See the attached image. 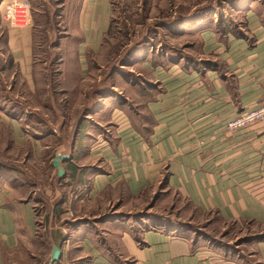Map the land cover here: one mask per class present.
<instances>
[{"label": "crops", "instance_id": "1", "mask_svg": "<svg viewBox=\"0 0 264 264\" xmlns=\"http://www.w3.org/2000/svg\"><path fill=\"white\" fill-rule=\"evenodd\" d=\"M9 1L0 0V60L5 50L8 61L0 64V264H36L39 242L60 249L53 264H264V122L226 128L239 111L264 100V24L257 11L243 4L247 26L235 30L240 35L226 27L217 33L207 17L184 22L199 39L197 53L193 47L190 60L144 63L152 84L132 92L133 103L85 90L87 52L100 49L113 0H63L66 30L65 17L75 18V64L68 68L61 41L54 73L34 54L33 23L3 20ZM56 154L68 158L59 161L62 178L52 184L53 172L36 165L53 168ZM44 175L49 182L41 190L36 179ZM169 194L257 231L234 249L223 247L209 237V223L200 232L175 225V204L169 211L162 205ZM142 198L153 200L150 211L162 219L148 216L139 227L130 201ZM100 221L108 228L103 234Z\"/></svg>", "mask_w": 264, "mask_h": 264}, {"label": "rangeland", "instance_id": "2", "mask_svg": "<svg viewBox=\"0 0 264 264\" xmlns=\"http://www.w3.org/2000/svg\"><path fill=\"white\" fill-rule=\"evenodd\" d=\"M62 4H64L63 0H32L30 2L33 23V51L36 58L46 60L47 73H54L55 56H57L59 51L55 48L57 45L52 47L55 42L59 43L62 41L63 53L66 56L68 68L71 69L73 67L72 64H75L72 62L74 58L73 47L75 44V36L77 35L75 31V18L65 17L67 23L66 30L61 17ZM208 4L211 5V8L206 13V17L212 18L211 21L215 24L217 22L221 24V20H219L221 16L228 19L234 16L232 22H235L236 26L244 25L245 18L240 15L243 11H238L234 15L235 5L243 7V4H246L244 6H248V8L255 9L260 15L261 22L264 24V0H113L111 28L105 34L102 46L93 55L88 64L87 80L84 82L86 93L89 94V89L95 91L97 88H107L109 95L115 99L120 100L121 97L133 102V98L136 99V97H134L132 92H138L140 88L135 80L143 82L144 78H149V73L146 69L147 66L144 63L148 62L152 66L156 62L155 59L159 58L160 55L158 54L160 53H163L164 58L167 56H173L175 58V47L176 49L181 48V51H184L187 50L189 44H197L199 41L198 37L193 35L183 37L185 35L177 34L175 36V26L169 27L168 25L175 19L176 13H182L177 11L193 10L192 8ZM218 12H220V15H218ZM69 13L67 11V14ZM224 24L226 25V23ZM66 31L68 33L67 36ZM132 49L136 52L132 57L127 59V54ZM2 54L3 57H1L4 58L3 62L7 64L5 50H3ZM3 62L0 60V64ZM124 62L126 64L121 65ZM118 66L123 68L122 71L117 69ZM126 70L128 71L125 72ZM94 94L91 93L89 104L95 99ZM88 103L85 105L87 106ZM96 114L102 116L99 113ZM100 114L102 113L100 112ZM76 115L78 114H75V117ZM2 163L9 164L6 161ZM38 163L36 167L40 173L42 171H45L46 174L53 172L50 181L52 184L55 183L57 179L56 172L53 169L55 167L51 168L49 162L43 163L39 161ZM36 182L41 185L40 188L43 190L44 186L48 184L49 178L47 177L45 179L44 175L36 179ZM166 201H164L166 202L165 204H162L165 206L163 209L169 211L173 207L171 204L173 202L175 204V218L181 222H185V224L188 223V226L211 224L210 227L212 228L208 230L214 231L217 238L221 239L219 244H222L223 247L226 246L227 248L231 247L234 249L238 245V242L239 246L243 243V241H240L243 236L252 235L253 232L257 231V227L250 223L224 222L213 213L194 210L183 199L172 194H169ZM130 203L131 207H133L132 214L130 213L132 221L138 222L140 224L139 227H143L142 223L147 222L148 218L144 216L140 218L138 214H147L146 201L144 198L139 200L131 199ZM48 205H50L49 201L46 203H38L35 209L37 212H40L41 209H45ZM126 207H130V205ZM107 211L112 215L113 209L109 208ZM66 212L67 210L63 209L60 214H65ZM41 220L39 219V221ZM101 223L102 221L98 225L99 234H103L108 229L102 226ZM36 227L38 236L40 234L44 236V233H42L44 232L42 224L37 221ZM225 230L227 231V236L223 239L221 236ZM35 250L38 251V254L41 253L36 258V264L47 263L51 253L50 246L47 243L43 244V242H39ZM24 258V260H27L26 256ZM27 262L28 264H33L31 261L27 260ZM78 263L81 264V262Z\"/></svg>", "mask_w": 264, "mask_h": 264}, {"label": "trees", "instance_id": "3", "mask_svg": "<svg viewBox=\"0 0 264 264\" xmlns=\"http://www.w3.org/2000/svg\"><path fill=\"white\" fill-rule=\"evenodd\" d=\"M217 6V5H216ZM113 8V7H112ZM210 8H211V5H205V6H200V7H195V8H192L193 10H191V12L189 13L188 12V10L187 11H180V10H178L177 12H182V13H176L175 14V19L173 20V22L170 24V25H168L169 27H174L175 26V36L177 35V34H183V35H185V36H183V37H187V36H189L188 35V31L186 30L185 31V27H184V22H186V21H189L191 24H194V23H196L197 21H199V20H201V19H204L205 17H206V13L210 10ZM243 8L239 5V6H237V5H235V12H234V15H236L237 14V12L238 11H241ZM113 11V10H112ZM187 12V13H186ZM219 14L218 15H220V12H218ZM112 14H113V12H112ZM219 17V16H218ZM233 18H234V16L233 17H231V18H224V17H222L221 16V18L219 17V20H221V24H220V22H217V24H215V23H213L214 24V27H215V30L217 31V33H221V34H223L222 32H221V30H223L225 27H226V29H227V31L229 30V31H232L233 32V34L234 35H240V34H242L243 32H235V30H240L241 31V28L242 27H246L247 26V23H246V20L244 21V25H242V26H236V23L235 22H232V20H233ZM112 19H113V16H111V18H110V21H109V25H108V28H107V30L105 31V33L103 34V38H102V41H101V46H102V44H103V39H104V36H105V34H107L108 33V31H109V29L111 28V22H112ZM211 19L212 18H209V20L211 21ZM218 20V21H219ZM211 22H213V21H211ZM224 23H226V25L224 24ZM225 30V29H224ZM58 41V40H57ZM56 45H58V42H55L54 43V45L52 46V47H54V46H56ZM193 47H196L195 49H196V53H197V51H198V47H199V41L197 42V44L196 43H192V44H189V47L187 48V50H184V51H181V48L180 49H176V47H175V56H177V55H182L181 57H183L185 60H186V57H187V59L188 58H191V55H189V53L187 52L188 50H190L191 48H193ZM134 49H132V50H129L130 52L127 54V59L129 58V57H132V55L136 52V51H133ZM183 50V49H182ZM187 53V54H186ZM94 54H96V53H94V52H87V60H88V64H89V61L92 59V57H93V55ZM147 54V53H146ZM158 55H160L159 56V58H156L155 59V63L153 64V66L154 65H156V64H160V63H172V62H175V58L173 57V56H171V57H166V58H164V56H163V53H160V54H158ZM126 59V58H125ZM181 59V58H180ZM188 60H190V59H188ZM121 61V60H120ZM123 61V60H122ZM126 63L124 62V63H121V65H125ZM121 67V66H120ZM119 66H118V70H120V71H122V69L123 68H120ZM115 69V68H114ZM128 70H126L125 72H127ZM149 73V72H148ZM148 76V75H147ZM135 82L139 85V87H141V88H145V87H150V84H152L150 81H149V78L147 77V78H144V81L143 82H141V81H136L135 80ZM98 89V93L97 94H101V95H106V94H109V92H107V88H97ZM120 101H122V102H126V100L124 99V98H121L120 97ZM56 178L57 179H61L62 178V176H58L57 174H56ZM151 203H153V200H151V202L150 203H148L146 206H147V214L146 215H139L138 214V216L140 217V218H142V216H144V217H146V218H148V216L149 217H151V219L152 220H160V219H162V214H160V213H155L154 211H150L152 208H153V205L151 204ZM187 204H189L188 202H186ZM195 210V209H194ZM200 211V210H199ZM107 215H109V214H107ZM108 217V216H107ZM101 220L102 219H104V217H102V218H100ZM188 223H186L185 224V222H181V221H179L177 218H175V225H177V226H179V227H186L187 229L189 228V229H195V230H198V232H200L199 230V228L200 227H203V226H191L190 224V226H188L187 225ZM226 237L227 236V233H224V234H222V236H221V238H223V237ZM252 236H253V234L252 235H245V236H243V238H242V240H240V241H243V242H245V241H248V240H250L251 238H252ZM209 237H211V239L213 240V241H217L218 243H219V241L221 240V239H218L217 237H216V235L214 234V235H212V236H209ZM237 244H239V242L237 243Z\"/></svg>", "mask_w": 264, "mask_h": 264}, {"label": "built area", "instance_id": "4", "mask_svg": "<svg viewBox=\"0 0 264 264\" xmlns=\"http://www.w3.org/2000/svg\"><path fill=\"white\" fill-rule=\"evenodd\" d=\"M2 18L13 26H28L32 23L30 4L10 0L4 5ZM256 122H264V100L255 107L239 111L227 120L226 128L230 132H236Z\"/></svg>", "mask_w": 264, "mask_h": 264}, {"label": "water", "instance_id": "5", "mask_svg": "<svg viewBox=\"0 0 264 264\" xmlns=\"http://www.w3.org/2000/svg\"><path fill=\"white\" fill-rule=\"evenodd\" d=\"M68 155L67 154H56L53 157L52 160V166L56 168L58 176H62L63 170L59 164V161L62 159H67ZM61 258V252L60 249L58 248L57 245H53L51 254H50V259L47 264H53L54 262L58 261Z\"/></svg>", "mask_w": 264, "mask_h": 264}]
</instances>
